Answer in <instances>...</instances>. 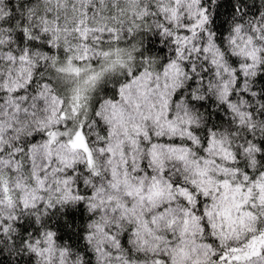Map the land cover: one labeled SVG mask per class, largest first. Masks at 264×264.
Here are the masks:
<instances>
[{"label":"clouds","instance_id":"1","mask_svg":"<svg viewBox=\"0 0 264 264\" xmlns=\"http://www.w3.org/2000/svg\"><path fill=\"white\" fill-rule=\"evenodd\" d=\"M0 264H264V0H0Z\"/></svg>","mask_w":264,"mask_h":264},{"label":"trees","instance_id":"2","mask_svg":"<svg viewBox=\"0 0 264 264\" xmlns=\"http://www.w3.org/2000/svg\"><path fill=\"white\" fill-rule=\"evenodd\" d=\"M221 28L223 27V25L220 26ZM161 51H163V49H161Z\"/></svg>","mask_w":264,"mask_h":264}]
</instances>
